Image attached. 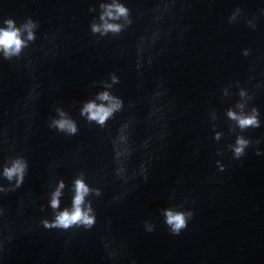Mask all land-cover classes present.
<instances>
[{"label":"water","instance_id":"water-1","mask_svg":"<svg viewBox=\"0 0 264 264\" xmlns=\"http://www.w3.org/2000/svg\"><path fill=\"white\" fill-rule=\"evenodd\" d=\"M123 2L132 24L100 37L90 30L100 0H0V27L9 18L38 24L20 57L0 54V165L16 155L28 161L22 186L0 193V264H264V0H167L160 20L164 0ZM237 7L242 13L229 23ZM253 17L255 28L247 22ZM157 26L138 68L137 45ZM111 73L124 108L101 128L80 108ZM241 87L252 97L245 111L258 108L261 123L231 131L226 109ZM157 90L163 119L149 117ZM58 106L76 120L75 135L49 127ZM128 120L125 181L116 175L113 139ZM238 134L250 144L235 158L228 145ZM81 171L101 189L88 197L96 223L44 228L50 192L64 179L61 208L69 206ZM0 183L8 181L0 176ZM175 205L194 213L178 235L161 213Z\"/></svg>","mask_w":264,"mask_h":264},{"label":"clouds","instance_id":"clouds-1","mask_svg":"<svg viewBox=\"0 0 264 264\" xmlns=\"http://www.w3.org/2000/svg\"><path fill=\"white\" fill-rule=\"evenodd\" d=\"M169 4L167 0L157 8V20L161 19V14L167 10ZM99 15L98 18H93L90 24V30L93 34H99L100 37H105L109 33L113 36L120 34L133 22L131 16V10L126 6L123 0H100L99 3ZM95 8L90 11H95ZM264 11V10H262ZM242 9L237 7L229 16V23L236 22L241 15ZM248 24L255 28V17L249 19ZM5 26L0 27V54L5 59H12L13 57H20L23 50L29 47L31 42L36 40V32L34 31L38 24L31 18H28L25 22L19 26L14 18L3 20ZM26 33V36H25ZM159 34V27L155 29L152 34L151 40L142 37L140 43L137 45V67L141 66L143 60V52L145 45L149 42L154 43L156 35ZM249 49L243 50V55L247 56ZM148 62L151 63V56L148 57ZM119 82V77L116 73L110 74V79L103 80L102 89L98 91L92 98H89L82 102L80 108V115L83 116L88 122L99 125L101 128L107 125L109 119L113 118L117 112H120L124 108V101L121 97L115 95L111 89L113 85ZM95 83V82H94ZM223 92L228 95V88H224ZM162 95L161 90H157L153 93V104L149 117H156L163 119V105L157 102V98ZM240 99L234 106L226 109V117L228 120L234 122L230 125V130L234 131L235 128L244 130L247 128H255L260 126L259 110L255 106H252L249 111H245L246 103H248L252 97L248 91L241 87L239 89ZM56 115L50 117L49 127L56 129L58 132H63L67 135H75L78 132V125L75 119L66 112L62 107H56ZM159 114V115H157ZM211 117L215 120L216 113L212 112ZM132 120L125 121L118 130L116 137L113 139L114 160L117 163L115 169L118 177H123L127 181L128 177L125 175L127 169L124 165V160L131 154V146L129 142L130 138V125ZM215 127V125H214ZM222 133L215 132V139L220 140ZM163 131L161 132V137ZM250 140L242 134H238L233 144L228 145L232 150L235 158L241 157L244 153ZM144 146H147V141L144 142ZM260 150H257V155H260ZM219 170L223 171L225 166L219 164L217 161ZM2 171L0 176L8 181L5 185L0 183V193H7L15 191L22 186L25 175L28 171V161L22 155H16L10 157L7 162L0 165ZM140 172L144 174V178L147 179L146 165L141 164ZM66 184L64 179H59L55 186V189L50 192V199L48 206L52 210V218L47 217L41 219V223L46 229H62L68 230L71 228H85L91 229L96 223V211L92 205V202L88 197L90 195L100 196L101 189L98 187H92L86 182L85 173L81 171L72 183V200L69 206L61 208V197L64 194ZM161 213L164 217V222L168 226L172 234H180L187 226L190 219H192L194 213L191 208H185L183 205L169 206L161 209ZM145 228L147 231H152L154 225L145 221ZM107 247V244L105 245ZM0 247H3V242H0ZM110 256H114V250L109 251ZM135 264V262H133Z\"/></svg>","mask_w":264,"mask_h":264}]
</instances>
